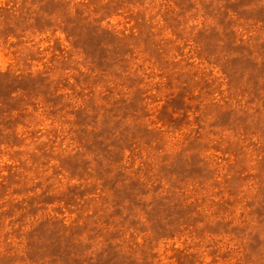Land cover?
Returning <instances> with one entry per match:
<instances>
[{"label":"rangeland","instance_id":"374dc122","mask_svg":"<svg viewBox=\"0 0 264 264\" xmlns=\"http://www.w3.org/2000/svg\"><path fill=\"white\" fill-rule=\"evenodd\" d=\"M0 264H264V0H0Z\"/></svg>","mask_w":264,"mask_h":264}]
</instances>
